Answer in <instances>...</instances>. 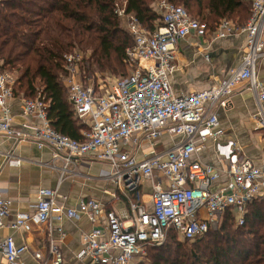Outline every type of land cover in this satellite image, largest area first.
<instances>
[{"label":"built area","instance_id":"2783aa9c","mask_svg":"<svg viewBox=\"0 0 264 264\" xmlns=\"http://www.w3.org/2000/svg\"><path fill=\"white\" fill-rule=\"evenodd\" d=\"M155 7L160 19L151 30L123 9L116 10L118 16L128 17L132 44L123 59L127 74L107 81L108 85L82 79L84 57L79 52L64 55L62 84L75 114L86 125L81 139L52 128L47 119L48 102L41 93L23 100V113L35 121L33 141L64 161L60 178L68 171L71 158L77 161L94 152L95 158L110 166L99 177L112 181L126 204L124 215L92 197L79 198L73 207H67L59 199L57 187L40 188L33 212L17 213L11 227L29 230L33 224H45L52 264L64 260L54 237L55 232H64L53 220L88 218L92 227L81 235L82 249L76 255L84 264H132L148 247L160 245L170 230L183 239L203 236L212 226H219L226 210L239 226L244 223L247 205L264 199V168L238 157L233 140L225 146L229 161L220 168L192 159L197 140L216 139L222 133L214 108L227 107L240 83H246L253 94L255 117L264 128V79L257 75L258 62L264 59V0H250V15L243 26L223 18L215 29L169 0H158ZM239 30L246 33V45L240 63L222 82L189 94L174 92L170 76L176 68L175 49L180 39L189 35L219 39ZM14 81L12 73L0 70V135L7 137L21 136L12 126L8 109ZM173 136L177 140L171 145L157 148V140ZM9 162L18 165L21 160L10 157ZM221 172L226 182L213 189ZM146 180L151 186L150 209L143 197ZM9 208L10 200L0 186V227L10 215ZM26 249L12 236L0 239V252L8 264H19ZM33 255L42 258L39 252Z\"/></svg>","mask_w":264,"mask_h":264},{"label":"trees","instance_id":"16d2710c","mask_svg":"<svg viewBox=\"0 0 264 264\" xmlns=\"http://www.w3.org/2000/svg\"><path fill=\"white\" fill-rule=\"evenodd\" d=\"M157 1L0 0V70L14 74V94L32 98L41 93L48 102L47 119L52 128L81 139L86 125L75 114L61 80L64 55L76 47L91 49L88 66L85 62L82 65L84 81L88 72L96 70H108L117 78L127 74L123 59L132 38L119 27L116 8L151 30L160 19ZM169 1L183 6L209 29H215L223 18L234 26L244 25L250 15L248 0ZM218 228L185 239L197 249L182 257L172 255L180 239L170 230L167 236L174 237L176 244L166 241L148 247L154 248L156 254L151 264H264V199L247 205L244 223L237 227L226 210Z\"/></svg>","mask_w":264,"mask_h":264},{"label":"crops","instance_id":"0c3cea01","mask_svg":"<svg viewBox=\"0 0 264 264\" xmlns=\"http://www.w3.org/2000/svg\"><path fill=\"white\" fill-rule=\"evenodd\" d=\"M243 26V25H241ZM246 33L238 31L230 36L209 39L189 35L180 39L175 49L176 66L170 81L176 94H189L222 82L230 69L240 63L246 45ZM207 55V57H205ZM257 75L264 79V59L258 62ZM24 95L14 94L8 103L12 126L21 132V136L7 137L0 135V186L10 200V215L0 227V239L12 236L16 244H24L27 249L18 258L19 264H52L47 253L48 237L45 224H33L29 230L11 227L17 213H32L36 202V192L40 188H56L59 199L65 206L73 207L79 198L92 197L113 208L118 214L126 212L125 200L115 191L112 181L103 179L101 173L110 166L106 161L95 158L91 152L77 161L71 158L68 171L60 178V168L64 165L61 158H54L47 146L39 147L32 139L35 121L23 113ZM214 112L222 133L216 139L196 141V150L192 159L210 163L217 168L227 163L229 158L225 146L234 141L238 147V157L250 159L254 165L264 168V128L255 117L256 103L246 83L236 85L230 95L227 107H216ZM177 140L176 137H163L157 140V148H165ZM10 157H18V165L9 162ZM163 180V177H162ZM226 182L224 173L215 181L213 189ZM146 207L150 209V182L143 185ZM54 225H61L64 234L54 233L64 255L63 264H84L76 257L82 249L81 235L89 231L92 224L85 215L78 219L63 218L53 220ZM39 252L42 258L36 259ZM0 264H8L0 252Z\"/></svg>","mask_w":264,"mask_h":264},{"label":"rangeland","instance_id":"374dc122","mask_svg":"<svg viewBox=\"0 0 264 264\" xmlns=\"http://www.w3.org/2000/svg\"><path fill=\"white\" fill-rule=\"evenodd\" d=\"M248 2L250 3V0H248ZM117 9L118 8H116V10ZM193 18L199 19L198 17H196L194 15H193ZM127 22H128L127 16L126 17L119 16V27H121L125 31H127ZM73 51L79 52L81 55H83V57H84L83 61L85 62V66L87 67L88 66L87 58L91 53V49L90 48L76 47L75 49L72 50V52ZM126 71H128V67H126ZM86 73H87V71H86ZM13 76H14V74H13ZM116 78H117V76H115L114 74H111L108 70H103V71L96 70L93 73L88 72V77L86 78V81H88L89 83H94L95 85H99V84L101 85L103 83H105V85H108L107 81H111V80H114ZM61 80H62V78H61ZM205 217H207V216L205 215ZM232 222H233L234 227H237L233 220H232ZM211 228L214 230L219 229L217 226H212ZM173 238L174 237H170V236L168 237L167 236V237H165V239L162 243H164L166 241H174V244H176V242H175L176 239L175 238L173 239ZM178 239H180V243H179V245H177L178 249L173 246V248H175V250H173L172 255H177V256L182 257V255L190 256V251L196 252L197 248L193 249V244L191 245V241H186L185 239H183L180 236ZM202 244H204V242L201 243V245ZM200 247H202V246H200ZM154 253H155L154 248H152V249L147 248L145 251V254L142 255L141 257L135 259L132 264H151L152 260L154 259V256L156 255V254L154 255Z\"/></svg>","mask_w":264,"mask_h":264}]
</instances>
